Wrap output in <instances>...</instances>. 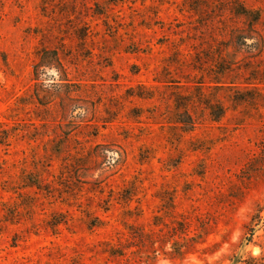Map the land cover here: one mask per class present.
Instances as JSON below:
<instances>
[{
  "label": "rangeland",
  "instance_id": "1",
  "mask_svg": "<svg viewBox=\"0 0 264 264\" xmlns=\"http://www.w3.org/2000/svg\"><path fill=\"white\" fill-rule=\"evenodd\" d=\"M0 264H264V0H0Z\"/></svg>",
  "mask_w": 264,
  "mask_h": 264
},
{
  "label": "trees",
  "instance_id": "2",
  "mask_svg": "<svg viewBox=\"0 0 264 264\" xmlns=\"http://www.w3.org/2000/svg\"><path fill=\"white\" fill-rule=\"evenodd\" d=\"M254 221H255V220H254ZM254 221H253V222H254ZM252 224H253V223H252ZM251 226H252V225H251ZM251 226H250V227H251ZM251 231H252V235H253V234H254V233H253V232H254V229H251Z\"/></svg>",
  "mask_w": 264,
  "mask_h": 264
}]
</instances>
